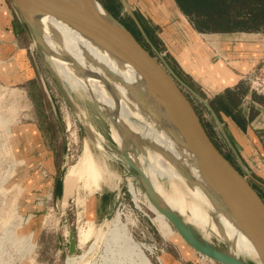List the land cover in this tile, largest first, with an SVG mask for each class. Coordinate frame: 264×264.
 <instances>
[{
    "label": "rangeland",
    "instance_id": "obj_1",
    "mask_svg": "<svg viewBox=\"0 0 264 264\" xmlns=\"http://www.w3.org/2000/svg\"><path fill=\"white\" fill-rule=\"evenodd\" d=\"M99 2L112 7L117 18L126 23L138 40L151 50L121 0ZM131 7L148 33L149 40L170 67L190 87L199 90L197 82L179 67L170 54L168 38L171 34L167 31L169 26L172 28L170 24L173 19L168 17L171 21L160 25L151 17H145L135 4ZM184 15L187 28H194L195 18ZM16 17L19 18L17 12ZM21 22L23 27L16 33L20 46L17 56L28 62L30 69L28 72L17 69L13 76L0 72V116L8 125L7 128L0 125L1 130L8 129L0 130V264H65L66 230L72 229L76 235V229L85 225L87 218L88 222L90 220L89 226L93 224V234L85 242L86 245L77 248L75 254L85 253L88 260H94L102 249L100 241L95 239L96 234L104 228L103 221L117 213L121 221L127 224L132 238L152 248L150 253L149 249H145L152 264H164V254L180 264H200L192 259L189 252H195L201 264H219L194 251L167 219L157 217L148 209L141 181L119 154L118 144L112 139L109 121L103 111L61 85L49 65L46 52L35 43L23 20ZM183 34L186 36V31ZM259 63L260 57L257 63L250 66L245 64L246 67L238 71L239 86L243 93L249 89L251 99L260 104L264 111V86L258 83L264 79V73L254 70L260 66ZM254 82L258 83L256 89L253 88ZM187 94L213 142L239 168L212 114L199 99L189 92ZM70 96L85 111V120L92 126L94 135L103 136L108 147L106 152L91 140ZM203 96L216 110L226 134L244 158V164L252 176L258 179L260 175L264 176V112H258L254 107L256 105L249 101V115L244 117L238 111L240 107L236 106L239 94L236 96L229 92L211 97L208 93ZM233 117L250 123L249 132H240V139L236 137L230 122ZM13 127L18 131H11ZM86 141L91 153L106 164L109 172L91 190L79 182L72 195L63 200L64 174L79 160ZM128 179L134 182L139 192L138 201L133 200L128 190ZM249 180L264 199V186L252 178ZM162 181L167 186V178L163 177ZM107 213H110V217L105 216ZM94 243L96 245L91 248L92 251L89 250Z\"/></svg>",
    "mask_w": 264,
    "mask_h": 264
},
{
    "label": "bare ground",
    "instance_id": "obj_2",
    "mask_svg": "<svg viewBox=\"0 0 264 264\" xmlns=\"http://www.w3.org/2000/svg\"><path fill=\"white\" fill-rule=\"evenodd\" d=\"M98 9L102 12L101 7ZM30 12L57 80L67 91L103 111L119 154L123 158L122 153H128L132 163L150 183L160 204L178 215L207 244L246 264H261L250 240L235 223L222 198L204 180L195 155L183 146L184 138L161 105L148 94L137 69L61 18L35 10ZM70 100L91 140L106 152L108 147L103 136L94 135L92 126L85 120V111L71 96ZM5 123L0 116L1 127ZM81 153L79 160L64 174L63 200L79 182L91 190L109 172L106 164L91 153L87 141ZM163 177L167 178V186ZM133 183L128 179V190L133 200L138 201L139 192ZM143 197L154 215L166 219L145 191ZM86 221L76 229L77 248L93 234V224L90 227V220L88 222L87 218ZM103 226L95 238L102 244L97 258L90 261L85 253L69 254L65 264H152L145 252L149 249L150 253L152 248L132 238L118 213L105 219ZM95 245L92 244L89 250L92 251Z\"/></svg>",
    "mask_w": 264,
    "mask_h": 264
},
{
    "label": "water",
    "instance_id": "obj_3",
    "mask_svg": "<svg viewBox=\"0 0 264 264\" xmlns=\"http://www.w3.org/2000/svg\"><path fill=\"white\" fill-rule=\"evenodd\" d=\"M11 2L20 19L30 30L33 39L43 50L45 48L31 10L61 18L137 69L148 94L161 105L171 123L184 138L183 146L195 155L204 180L222 198L233 220L246 234L261 264H264V199L249 178L263 186L264 183L255 179L249 172L209 102L196 94L175 73L151 43L128 1L121 0L127 14L151 50L98 0H11ZM187 92L199 99L212 114L239 168L213 142ZM122 156L126 164L138 175L150 200L194 251L210 258L214 263L246 264L207 244L178 215L160 204L150 183L141 170L132 163L128 153H122ZM105 216L110 217V213ZM67 231V246L64 249L66 256L77 252L74 230Z\"/></svg>",
    "mask_w": 264,
    "mask_h": 264
},
{
    "label": "crops",
    "instance_id": "obj_4",
    "mask_svg": "<svg viewBox=\"0 0 264 264\" xmlns=\"http://www.w3.org/2000/svg\"><path fill=\"white\" fill-rule=\"evenodd\" d=\"M127 1L130 5L135 4L145 17H151L160 25L171 21L169 18L173 19L170 24L172 28L169 26L167 31L171 34L168 38L170 54L179 67L197 82L202 94L199 90L191 87L196 94L205 99L206 97L203 95H208V93L212 95L211 97L215 95L218 97L229 92L236 96L239 94L236 106L240 107L238 111L244 117L249 115V101L256 105L254 107L258 112L263 111L262 106L251 99L252 92L249 89L244 90L245 93H243L239 86L238 71L243 70L246 65L257 63L259 57L264 55V30L260 28L254 31H206L199 30L195 25H193L194 28L192 26L187 28L184 12L175 0ZM10 2L11 0H0V72L7 76L15 75L17 69H23V72H28L30 69L29 63L17 56L20 46L17 44L16 33L21 30L23 24L20 17H16V11L11 7L13 4ZM183 30L186 31V36L183 34L185 32ZM144 31L146 32L145 29ZM146 35L148 36L147 32ZM247 60H253V62ZM207 98L210 97L207 96ZM212 109L217 114L213 107ZM228 115L232 116L231 113ZM230 122L237 138L240 132H249L250 123L241 122L234 117ZM11 131L17 132L18 130L13 127ZM239 156L243 161L244 158L241 154ZM259 177V179L258 177L254 178L264 183V180H260L264 179V176L260 175ZM189 253L192 255V259L201 264L195 252L194 254ZM163 261L164 264H180L167 254L163 255Z\"/></svg>",
    "mask_w": 264,
    "mask_h": 264
},
{
    "label": "trees",
    "instance_id": "obj_5",
    "mask_svg": "<svg viewBox=\"0 0 264 264\" xmlns=\"http://www.w3.org/2000/svg\"><path fill=\"white\" fill-rule=\"evenodd\" d=\"M175 1L185 14L195 18L194 25L199 30L254 31L264 27V0ZM102 4L117 17L112 7L105 2ZM123 24L135 34L126 23Z\"/></svg>",
    "mask_w": 264,
    "mask_h": 264
},
{
    "label": "built area",
    "instance_id": "obj_6",
    "mask_svg": "<svg viewBox=\"0 0 264 264\" xmlns=\"http://www.w3.org/2000/svg\"><path fill=\"white\" fill-rule=\"evenodd\" d=\"M12 7V6H11ZM262 30H264V27L263 28H261ZM259 65L260 66H256L255 68H254V70H259V71H261V72H263L264 73V55H262L261 57H260V63H259ZM258 83H261V84H263L262 86H264V79L263 80H261V82H258ZM258 83H255L254 82V86H253V88H255L256 87V84H258ZM256 89V88H255ZM163 251V250H162Z\"/></svg>",
    "mask_w": 264,
    "mask_h": 264
}]
</instances>
